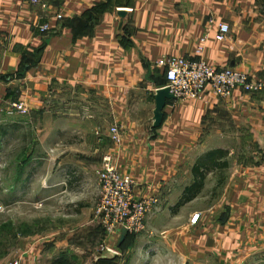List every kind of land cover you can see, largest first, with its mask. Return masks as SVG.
<instances>
[{
    "label": "crops",
    "instance_id": "1",
    "mask_svg": "<svg viewBox=\"0 0 264 264\" xmlns=\"http://www.w3.org/2000/svg\"><path fill=\"white\" fill-rule=\"evenodd\" d=\"M40 1L44 9L29 0H0V114L35 127L44 152L41 186L45 192L59 186L73 209L60 213L62 225L50 233L15 238L0 262L264 264V89L236 88L223 99L208 90L198 99H165L158 122L154 117L155 90L165 82L155 61L195 57L203 33L206 64L264 82V0ZM219 22L228 32L216 41ZM41 23L48 25L42 34ZM16 99L27 115L4 112ZM112 124L121 137L116 146L107 137ZM242 136L257 148L238 164ZM215 148L227 150L226 179L210 196L216 172H208L200 192L173 212L194 160ZM105 152L133 180L135 197L158 201L129 246L116 243V255L93 261L101 237L92 219L95 171Z\"/></svg>",
    "mask_w": 264,
    "mask_h": 264
},
{
    "label": "built area",
    "instance_id": "2",
    "mask_svg": "<svg viewBox=\"0 0 264 264\" xmlns=\"http://www.w3.org/2000/svg\"><path fill=\"white\" fill-rule=\"evenodd\" d=\"M32 4L44 9L47 5L40 0H29ZM56 19L60 15H55ZM211 23L212 21L209 20ZM213 38L216 41L224 39L228 32V25L222 22L215 24ZM39 33L48 30L47 23L36 26ZM207 39V33L198 37L194 47L195 57L167 56L159 58L155 64L163 68L164 84L172 101L198 99L205 90L218 98H226L233 89L253 93L264 89V82L251 80L247 73L230 67L216 68L208 65L201 54ZM7 115H27L25 103L16 99L9 101L3 108ZM107 137L114 145L121 141L120 132L116 125L107 129ZM98 199L93 209L92 219L101 231V237L92 255V260L100 258L106 253L116 255V241L123 229L126 233H138L144 226V218L157 203L155 195L135 197L133 194V180L126 174L118 172L112 161V154L105 152L101 155L98 169L95 171ZM198 215L195 213L189 219L194 223ZM4 264H25L20 258H15Z\"/></svg>",
    "mask_w": 264,
    "mask_h": 264
},
{
    "label": "rangeland",
    "instance_id": "3",
    "mask_svg": "<svg viewBox=\"0 0 264 264\" xmlns=\"http://www.w3.org/2000/svg\"><path fill=\"white\" fill-rule=\"evenodd\" d=\"M4 117L6 116L3 114L0 116V261L8 254L15 238L48 234L62 225L60 220L64 218H61L60 213H67L69 209H73L68 206L70 194L61 193L59 186L53 188L54 191L50 189L46 192L41 186L44 178L40 177V172L44 159L38 157L44 152L35 144L33 134L35 127L28 121L24 123L23 118L16 120L17 122H8L9 120H5ZM246 140L242 136L240 143L236 145L238 164L248 163V156L257 148V145L246 143ZM22 158L26 160L19 169L21 173L19 174L17 172ZM38 161L41 163L38 164ZM44 166L47 168L46 163ZM230 166L227 165L221 170V174L216 172V175H212L215 186L210 196L217 191L215 188L224 182ZM52 173L53 171L46 176L51 183L57 178V175L52 177ZM218 175L222 177V182L216 186ZM177 209L173 206L171 210L175 212ZM23 230L28 232L24 233ZM143 231L144 226L142 231L129 234H132L133 240Z\"/></svg>",
    "mask_w": 264,
    "mask_h": 264
},
{
    "label": "trees",
    "instance_id": "4",
    "mask_svg": "<svg viewBox=\"0 0 264 264\" xmlns=\"http://www.w3.org/2000/svg\"><path fill=\"white\" fill-rule=\"evenodd\" d=\"M46 32V31H45ZM44 32V33H45ZM42 34V33H41ZM227 154V150L221 148H215L207 150L201 153L193 162L191 166V181L185 185L179 195L177 202L173 205L175 208L178 206L190 201L194 198L201 190L203 185V180L205 175L210 172L214 171L217 174H221L220 171L227 167V161L225 160V156ZM24 158L20 161L19 169L22 168V165L25 163ZM21 174V173H19ZM222 182V177L218 175L216 179V186ZM224 215L220 216V220H222ZM24 233L28 231L23 230ZM132 242V234L125 233L122 241L118 245V248L125 249L129 246ZM98 258L97 260H99Z\"/></svg>",
    "mask_w": 264,
    "mask_h": 264
},
{
    "label": "water",
    "instance_id": "5",
    "mask_svg": "<svg viewBox=\"0 0 264 264\" xmlns=\"http://www.w3.org/2000/svg\"><path fill=\"white\" fill-rule=\"evenodd\" d=\"M170 98H171V95L168 93V90L166 88L158 87L155 90V96H154V99H155L154 117L156 119V122H158V120L160 118L159 110L162 107V105L164 103V100L165 99H170ZM125 233L126 232L123 229L120 230V235H119V239H118L117 245L120 244V242L122 241V238H123Z\"/></svg>",
    "mask_w": 264,
    "mask_h": 264
}]
</instances>
